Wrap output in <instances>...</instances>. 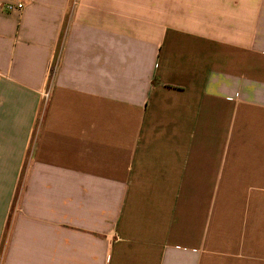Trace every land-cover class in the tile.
I'll return each mask as SVG.
<instances>
[{
    "label": "crops",
    "instance_id": "0c3cea01",
    "mask_svg": "<svg viewBox=\"0 0 264 264\" xmlns=\"http://www.w3.org/2000/svg\"><path fill=\"white\" fill-rule=\"evenodd\" d=\"M0 264H264V0H0Z\"/></svg>",
    "mask_w": 264,
    "mask_h": 264
},
{
    "label": "built area",
    "instance_id": "2783aa9c",
    "mask_svg": "<svg viewBox=\"0 0 264 264\" xmlns=\"http://www.w3.org/2000/svg\"><path fill=\"white\" fill-rule=\"evenodd\" d=\"M6 8H7L8 11H14L16 9H21L22 8V5L19 4V3L18 4H8L6 6Z\"/></svg>",
    "mask_w": 264,
    "mask_h": 264
}]
</instances>
